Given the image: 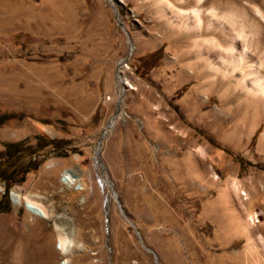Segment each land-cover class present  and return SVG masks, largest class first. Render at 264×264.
Returning <instances> with one entry per match:
<instances>
[{"label":"rangeland","instance_id":"rangeland-1","mask_svg":"<svg viewBox=\"0 0 264 264\" xmlns=\"http://www.w3.org/2000/svg\"><path fill=\"white\" fill-rule=\"evenodd\" d=\"M115 1L134 49L108 0H0V230L28 264H264V104L203 58L217 38L257 61L264 35L179 33L159 0Z\"/></svg>","mask_w":264,"mask_h":264},{"label":"bare ground","instance_id":"bare-ground-1","mask_svg":"<svg viewBox=\"0 0 264 264\" xmlns=\"http://www.w3.org/2000/svg\"><path fill=\"white\" fill-rule=\"evenodd\" d=\"M108 2L113 7L116 6L115 0H108ZM158 2H160L161 14L165 16V20L171 26L169 29H175L179 33L186 32L196 33L199 36L212 35L226 39L231 38L233 43L241 38L249 40L252 34L264 35V0H159ZM170 11H173V15H175V11L176 13L178 12L182 19H172L169 15ZM249 35L251 36L248 38ZM209 41V39L205 40V42L210 43ZM130 43L132 45L131 48L134 49L132 41ZM214 43L222 50V54L219 56L218 62L213 61L209 56L203 55L209 72L221 74L224 84L226 83L225 81L234 80L236 82V90L242 91L252 101H259L264 104V52L262 51L263 57L255 61L253 56L251 57L245 50L238 52L235 47L231 48L230 46V48H227L217 38H214ZM122 64H125L123 60ZM118 82L122 87L128 83H126L121 74L118 75ZM131 88L134 89V87ZM236 96H238V93ZM113 123L114 120L106 129L105 135L109 134ZM101 148L99 144L98 152H100ZM97 160L99 168L102 171H106V167L103 169L101 157H97ZM101 181L104 186L106 184L112 186L106 177L102 178ZM242 194L245 195V199H250L246 191L242 190ZM13 196L16 204L22 205L24 200H26L31 205V211L35 215L44 220L56 221L57 216L47 210L41 202L28 197L23 198L16 192H14ZM115 196L117 197L118 195L115 194ZM122 211L124 212L123 207ZM249 225L250 223L246 224V227L248 228ZM55 227L62 234L60 241L65 253H68L70 239L67 232L57 221ZM26 241V237L22 233L5 227L2 228L0 230V264H28L27 259L29 258H26V255H22L24 245H27ZM17 257L20 259H17Z\"/></svg>","mask_w":264,"mask_h":264},{"label":"water","instance_id":"water-1","mask_svg":"<svg viewBox=\"0 0 264 264\" xmlns=\"http://www.w3.org/2000/svg\"><path fill=\"white\" fill-rule=\"evenodd\" d=\"M112 8L114 9L115 16H116V18H117V22H118V24L121 26L122 30L124 31V33L126 34L128 40H129V42H130V41H131L130 33H129V31L127 30V27H126L125 23L123 22L121 16L119 15V10L117 9L116 6H114V7H112ZM131 54H132V51H130V53H129L128 56H126V57L123 58V61H124L125 64L127 63V60L130 58ZM100 145L102 146V141L100 142ZM97 157L100 158V152L97 153ZM101 162H102V161H101ZM102 164H103V162H102ZM104 168H105V166H104V164H103V169H104ZM111 184H112V188H114L113 183H111ZM117 198H118V196H117ZM124 216H127L126 213H124ZM129 222H130L131 224H133L132 221L129 220ZM133 225H134V224H133ZM137 235H138L139 239L141 240V242L143 243V247H144L147 251L152 252V253L155 255V259H156V261H157V254H156V252L153 251L152 249L148 248V247L144 244L143 239H142V236H141V234H140V232H139L138 230H137Z\"/></svg>","mask_w":264,"mask_h":264},{"label":"trees","instance_id":"trees-1","mask_svg":"<svg viewBox=\"0 0 264 264\" xmlns=\"http://www.w3.org/2000/svg\"><path fill=\"white\" fill-rule=\"evenodd\" d=\"M8 187H10V184H9V186Z\"/></svg>","mask_w":264,"mask_h":264}]
</instances>
